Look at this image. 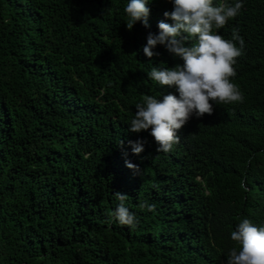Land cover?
I'll return each instance as SVG.
<instances>
[{"label": "trees", "instance_id": "trees-1", "mask_svg": "<svg viewBox=\"0 0 264 264\" xmlns=\"http://www.w3.org/2000/svg\"><path fill=\"white\" fill-rule=\"evenodd\" d=\"M128 2L0 0V264H227L238 224L264 226V0L218 30L245 41L244 102L193 115L167 153L129 128L145 95L179 96L148 71L182 59L143 52L173 3L151 0L150 28L128 30ZM117 191L134 229L112 215Z\"/></svg>", "mask_w": 264, "mask_h": 264}, {"label": "clouds", "instance_id": "clouds-1", "mask_svg": "<svg viewBox=\"0 0 264 264\" xmlns=\"http://www.w3.org/2000/svg\"><path fill=\"white\" fill-rule=\"evenodd\" d=\"M151 0H129L124 12L128 30L137 22L150 28L148 18ZM173 10L163 13L174 23L161 20L159 33L149 32L144 54L152 58L160 53L154 49L163 45L183 64L168 67L163 62L148 71V78L159 86H175L179 93L167 94L163 99L145 95L142 102L135 105L137 111L130 121L131 132L139 133L151 129V136L158 145V152H170L180 142L178 130L182 129L193 115L197 118L211 115L214 104L243 103L244 96L239 86L233 82L236 75L234 65L245 53V41L238 29L233 28L231 39H225L218 33L229 20L236 18L244 7L243 0L233 4H214V0H171ZM187 34V35H184ZM192 40L191 46L186 42ZM122 143V142H121ZM134 154L144 151V140L129 141ZM134 174L142 173L138 165L125 161ZM120 202L112 215L119 224L135 228L139 221L135 213L126 206L127 194L115 192ZM141 208L149 211L154 204L141 202ZM231 240L237 242L239 249L232 248L227 264H264V226H257L245 218L231 232Z\"/></svg>", "mask_w": 264, "mask_h": 264}]
</instances>
